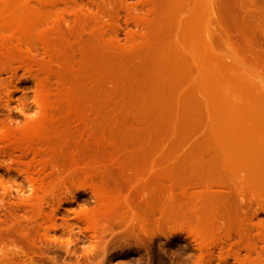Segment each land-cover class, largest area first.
<instances>
[{"label":"rangeland","instance_id":"obj_1","mask_svg":"<svg viewBox=\"0 0 264 264\" xmlns=\"http://www.w3.org/2000/svg\"><path fill=\"white\" fill-rule=\"evenodd\" d=\"M90 32L102 37L94 106L117 111L108 117L124 105L148 130L112 159L81 157L54 129L63 68L78 66ZM152 86L166 97L135 106ZM26 90L39 116L13 128L3 108ZM263 90L264 0H0V181L12 185L0 188V264H264ZM220 135L241 150L218 153ZM130 152L144 166L125 167ZM62 218L73 228L46 234Z\"/></svg>","mask_w":264,"mask_h":264},{"label":"bare ground","instance_id":"obj_2","mask_svg":"<svg viewBox=\"0 0 264 264\" xmlns=\"http://www.w3.org/2000/svg\"><path fill=\"white\" fill-rule=\"evenodd\" d=\"M170 18H171V16L169 15V11H168L167 7H162L161 10H160V13H159L158 21H156V32H157L158 36L161 37V35H160L161 33H162V35L163 34L166 35L167 32H170L168 30L169 28H168V24H167V22L170 20ZM136 24H139V21H137ZM162 26H163V30H162ZM100 41H102V37H100L99 33L96 34V33L90 32L89 36L86 38V42L84 43V45L82 46V48L79 51L80 59H79V62L77 63L78 66L75 65L74 66L75 68H69V69H68V67L63 68L64 74L66 76L63 77L62 83L63 84H67L66 94L64 96V103L58 105L55 108L54 117H53V123L56 125L54 127V129L55 130H57V129L60 130L59 133H62L63 132L62 129H64V131H65L63 133L64 135L65 134L66 135H71L70 136L71 140H72V138H74V140H73L74 145L71 142V146L74 147V150H75V148H76V150L78 149L77 152H78L79 155H81V157H82V155H83V157H84V155L88 156V154H86L87 152H93V153H90L89 155H92L95 152H96L95 154H97L99 152L98 154L102 153V154L106 155L109 159H112L118 153L117 151L121 150L119 148H126L127 146H135L134 145L135 143H133V140L135 139V137H136L137 140L138 139L139 140L144 139V140H147V142L149 141V138H146L147 133H148V130L146 128L147 126L145 124L146 121L140 122V121L136 120V118L134 116H128L127 113H126V108H125L124 105H123L124 107L120 106L121 112H119V115L116 116V114H115V116H108V117H106V114H107L106 112H111V111L117 112V111L113 110V109H109L108 111H102V109L104 108L103 105H99V106H102V107H99V106L96 105V103H97L96 99H95L96 95H93V93L96 92V91H99V87H98V79H97V76H95V75H97V73L99 74L101 69L98 68L99 66H97L94 63V59H95V56L99 52V42ZM146 41L149 44L152 43L151 39H146ZM146 41H145V43L148 44ZM91 58L93 60H91ZM86 59L87 60L90 59L89 62L90 61L93 62L94 66L90 65L88 61L87 62H88V64L91 67L88 64H85V66L88 65L90 67L91 71H93V70H95L97 68L98 72L95 71V72L91 73V71L89 70L92 75L89 74L88 73L89 72L88 71L89 67H87V69L84 71V67L83 66H84V63L86 62ZM93 68H95V69H93ZM86 71H88V72H86ZM131 80L134 82V78H132ZM119 81L121 82V80H119ZM115 82H117V81L115 80ZM131 85H132V83H131ZM139 85H141V83H139ZM115 86L118 87L117 84ZM120 86H121V84L119 85V87ZM134 86H137V85H134ZM141 87H142V85H141ZM141 87L139 86L138 88L141 90ZM132 88L133 87H131V89ZM126 89L127 88H125V90H124L125 97L128 96V94H127L128 91L126 92ZM134 89H132V91L135 92L136 89L135 90ZM139 89L137 91V94L138 93H141V94H138V97H137L136 93L135 94L134 93L131 94L132 97H134L136 95V98L134 97L135 98L134 100L137 99V101H138L140 99V101H138L137 103L136 102L134 103L135 106H137V104H138L139 108L144 103L148 104V101H150L153 104H155V103L159 104L160 103L159 98L162 97V95L164 96V94H162L163 90H162V92H160V95L158 96V94H157L158 91L155 90L156 89L155 86H152L150 90H149L148 87H146V89L149 90V92L152 94L151 96H150V94L146 95L144 92L142 93V91H146V89L143 88L142 91H139ZM260 89L262 90V86H260ZM114 90H116V89H114ZM117 91H118V89H117ZM132 91H131V93H132ZM155 92H157V93H155ZM263 92H264V90H263ZM263 92H262V94H263ZM139 95H141L142 98L139 97ZM142 95L143 96L145 95V97H143ZM9 96H8L9 100L11 99L10 101H12V99L14 98V94L10 93ZM147 96H150V97H147ZM146 97L148 99L151 98V97H153V98H151L152 100L151 99L147 100ZM165 97L166 96H164L162 98H165ZM169 97H171V96H169ZM93 99H95V100H93ZM146 100H147V103L145 102ZM10 101H9V105H10ZM91 101L93 103V106H92ZM93 101L96 102L95 103L96 107L94 106V102ZM153 101H156V102H153ZM139 102H142V103L139 104ZM99 103H102V102L100 101ZM132 103L133 102L131 101V102L128 103V105H133ZM90 106H91V108H90ZM94 107L95 108H98V107L100 108V109H98V111H95V114H94V112L92 110V109H94ZM110 107H113V106H110ZM89 109L92 110V111H90V113H91V118L93 117L92 118L93 120L91 122H93L92 126L94 128H93L92 131H90V130L88 131L87 128L85 127V125H86L85 123H87V113L89 112ZM92 114H94V115H92ZM114 119L116 120L115 123L113 121ZM75 122L77 123L76 129H74L75 128V124H76ZM71 124L74 126V128H73V126H71ZM110 125H112V126H110ZM67 127H69V129L73 128V132H72V130L68 131L69 129L67 130L66 129ZM105 129L106 130L110 129L111 130V134H112L110 139L107 142L104 141V139H103V133L104 132L106 133ZM145 129H146L147 132L145 131ZM131 134L133 135V137H132L133 140L131 139ZM141 135L144 136V137H142ZM256 136H254V137L258 141V138H256ZM140 137H141V139H140ZM220 137H222V136L220 135V136H218L215 139L216 151L218 153H222L227 147L230 149V146H231V144H230L226 148H223V146L221 144V139L223 137L222 138H220ZM259 137H261L260 134H259ZM136 139L134 140V142L136 141ZM223 139L226 140L225 138H223ZM249 139L252 141L253 138H249ZM262 139H264V138L262 137ZM251 141H249V142H251ZM141 142H142V144L140 143V141L137 142V144H138L137 146H143V144H144L143 142H145V144H146V141H141ZM251 143H252L251 144V146H252L254 143L253 142H251ZM220 144H221V146H220ZM243 144H245L244 146H246L245 148L247 149L246 150V154H248V155H246V157L252 158L253 156L251 157L252 154L250 155L249 153H251V152H249V151H251L253 149L255 150V147L254 146L253 147L248 146L246 144V142L245 143L243 142L241 145L243 146ZM255 144H257V143H255ZM262 145H264V144L262 143ZM233 147H234L233 149H235V150H238L240 148V146H238V147L237 146H233ZM257 147L261 148L260 145L259 146L257 145ZM221 148L223 149L222 152H220ZM250 148H252V149H250ZM260 148L259 149L256 148V149L260 150ZM231 149H232V147H231ZM231 149H230V151H228V150L226 151L225 150L226 154H228L227 152L235 151V150L231 151ZM248 149H249V151H248ZM240 150H238V151H240ZM247 151L249 153H247ZM138 152H141V151H138ZM138 152H136V156H135L134 152H130L132 154H129L128 159L126 161L122 162L123 164L126 162V164H125L126 166L125 167H129L128 165L132 164L134 166L133 168L138 170V168H136V167L144 166L143 161H141V159L138 156L142 152L137 154ZM255 152H256L255 155L257 156V151L255 150ZM121 164H120L119 167H121ZM137 170H136V172H138ZM139 172H140V169H139ZM86 192H87V190H86ZM216 195H217V197L219 199H220V197L225 198V200L228 198V195L226 193H224V192H218ZM63 218L61 220H58V219L51 220L52 221L51 222V227L49 226L50 228L46 231V234H48L50 236H54V237L59 235L58 234L59 231L56 230L57 226H59V225L63 226L64 229L67 228L68 230L70 228H73L74 224L72 222L68 221V220L66 221V219H63ZM206 224L210 225L211 223L207 221ZM69 233L71 234V236H75L72 232H68L67 234H69ZM97 237H99V236H97Z\"/></svg>","mask_w":264,"mask_h":264},{"label":"clouds","instance_id":"obj_3","mask_svg":"<svg viewBox=\"0 0 264 264\" xmlns=\"http://www.w3.org/2000/svg\"><path fill=\"white\" fill-rule=\"evenodd\" d=\"M10 92L11 91L5 90L4 94L9 96ZM28 92L29 91H27V90L21 92L20 97H23V99L16 98V102L12 105H9V100H8L7 107L3 108L6 110V113H7V117H8L7 122L13 128L19 129L20 127L25 126L28 122L37 119L39 116V111L37 109L38 98L31 91L30 92L32 93V95L30 97L27 96ZM25 98H27V103H30V104L35 106L34 110H31V111L26 110ZM13 112L18 113L22 117V119L13 118L11 116V113H13ZM10 187H12V185L7 184L3 181H0V188L8 189ZM17 189H18V187H17Z\"/></svg>","mask_w":264,"mask_h":264}]
</instances>
